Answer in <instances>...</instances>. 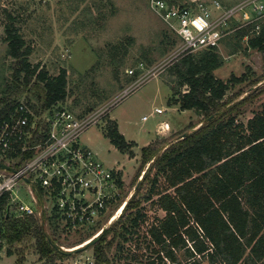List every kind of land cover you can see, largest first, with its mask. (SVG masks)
<instances>
[{"label":"trees","instance_id":"obj_1","mask_svg":"<svg viewBox=\"0 0 264 264\" xmlns=\"http://www.w3.org/2000/svg\"><path fill=\"white\" fill-rule=\"evenodd\" d=\"M7 18L3 41L13 63L11 80L0 94V123L24 95L35 97L37 103L29 98L25 101L38 110L63 104L68 95L67 71L62 68L51 76L40 64L32 65L31 48L16 25V17ZM253 29L254 24L241 28L239 34L247 37L250 49L264 55V23L258 34ZM223 62L217 48H209L188 54L168 68L177 77V88L168 103L181 111L202 113L204 118L161 154L156 146L143 149L138 174L141 181H136L120 218L103 229L92 246L80 250L92 248L93 264H113V258H121L124 245L130 241L135 240L136 249H142L139 238L142 244L149 240L145 247L154 258L148 264H155V260L172 264H202L204 260L208 264H264V233L259 236L264 226V103L246 122L239 120L249 98L229 106L223 99L231 86L246 77L217 78L214 72ZM104 134L121 153L132 154L135 144L125 140L116 123H108ZM118 186L122 188L121 180ZM147 203L164 215L155 218L142 235ZM43 224L32 217L6 220L7 253L16 254L22 262L30 246L50 264L69 257L71 254L59 249ZM49 228L55 234L61 231L56 221L50 220ZM249 249L253 256H248ZM130 259L136 260L137 254L131 253Z\"/></svg>","mask_w":264,"mask_h":264},{"label":"rangeland","instance_id":"obj_2","mask_svg":"<svg viewBox=\"0 0 264 264\" xmlns=\"http://www.w3.org/2000/svg\"><path fill=\"white\" fill-rule=\"evenodd\" d=\"M177 1L186 4L191 0ZM212 1L198 0L204 4ZM217 1L221 5L233 6L242 0ZM250 10L247 9L253 15ZM8 15L16 17V25L31 48L29 62L32 65L40 64L51 76L57 75L62 68L67 71L68 95L61 106L75 115L107 107V113L81 135L80 142L95 152L98 159L116 173L115 178L122 181V200L134 194V185L141 178L138 174L146 146L161 148V154L179 137L196 129L198 122L203 120L202 113L181 111L168 103L177 88V77L169 67L161 70L157 65L175 51L179 39L151 8L149 0H0V94L5 83L9 84L11 80L13 63L6 55L3 41ZM256 22L259 25L264 23V15ZM242 24L240 20L229 23L228 34L217 47L224 62L214 75L223 81L231 75H245V81L231 86L223 101L229 106L241 98H249L243 108L244 114L239 117L246 122L261 110L264 103V55L247 46V37L242 38L239 34V30L244 28L240 27ZM251 25L253 23L245 26ZM130 88L129 93L120 97L124 90ZM26 98L37 103L30 94L22 96L20 101ZM155 109L164 112L153 114ZM144 116L146 121L142 120ZM110 122L117 124L118 131L127 142L135 144L132 154L121 153L105 136L104 130ZM163 124L169 128L171 125L172 130L162 133ZM193 124L197 126L191 129ZM144 207L147 221L141 226L142 235L146 234L155 218L164 215L155 205L147 203ZM120 216L110 223L105 219L77 232L57 230L55 234L43 225L61 246L59 249L65 251L85 243ZM89 235L91 237L81 243ZM138 242L142 249H136L135 240L127 242L121 258H113V264H148L154 258L145 247L149 240L147 238L142 244L139 238ZM4 248L0 264H50L49 260L40 259L30 246L22 262L17 260L16 254L9 255L7 247ZM69 253V257L57 259L54 264H88L86 258L93 257L92 248ZM131 253L137 254L136 260L130 259ZM112 254L114 248L109 253L111 259ZM154 262L172 264L167 260ZM202 264L208 263L204 260Z\"/></svg>","mask_w":264,"mask_h":264},{"label":"built area","instance_id":"obj_3","mask_svg":"<svg viewBox=\"0 0 264 264\" xmlns=\"http://www.w3.org/2000/svg\"><path fill=\"white\" fill-rule=\"evenodd\" d=\"M176 1L149 0L151 8L179 39L175 51L157 65L161 70L188 54L217 48L232 20L243 21L240 27L253 23V32L258 34L260 25L256 21L264 15V0H242L233 6L217 0L210 4L191 0L184 5ZM131 90H124L120 97ZM107 111L106 107L81 116L60 103L38 110L18 101L2 120L0 165L5 167H0V255L7 247L5 221L10 218L32 217L48 228L50 220L56 221L61 231L77 232L105 219L110 223L121 215L131 196L120 198L116 173L80 142L81 135ZM163 112L155 109L153 114ZM164 131H169L167 124L161 126ZM86 261L93 264L94 258Z\"/></svg>","mask_w":264,"mask_h":264},{"label":"water","instance_id":"obj_4","mask_svg":"<svg viewBox=\"0 0 264 264\" xmlns=\"http://www.w3.org/2000/svg\"><path fill=\"white\" fill-rule=\"evenodd\" d=\"M185 137V134L184 135H182V137L181 138H184ZM0 167H5V166H3V165H0ZM140 181H141V178H140V180L138 181V183L137 184H139L140 183ZM6 218H8V214L6 215ZM99 239V235L98 236H96V237H94V238H92L91 240H89L86 244H84V246H81V247H79V248H75V249H73V250H70V251H68V252H78V251H80L82 248H87V247H90V246H92L97 240ZM54 247H57L56 245H54Z\"/></svg>","mask_w":264,"mask_h":264},{"label":"crops","instance_id":"obj_5","mask_svg":"<svg viewBox=\"0 0 264 264\" xmlns=\"http://www.w3.org/2000/svg\"><path fill=\"white\" fill-rule=\"evenodd\" d=\"M171 130H172V126L170 125L169 131H167V132H170ZM163 133H166V132L164 131ZM245 207H246V209L250 210L251 214L253 213V211H252L253 209L251 210L248 206H245ZM260 213H262V212H260ZM262 214H263V213H262ZM253 216H256V215L254 214ZM257 223H260V219H259V218H257ZM257 229H258V227H257ZM263 233H264V226L260 229V231H259V236H260L261 234H263ZM259 236H257V238H258ZM255 242H256V240H255ZM252 246H253V244L251 245V247H252ZM261 246H262V244L258 246V249H259ZM250 249H251V248H250ZM250 249L247 251V254H248V256H249V255L253 256L251 253H249V252H250ZM262 261H264V258H262Z\"/></svg>","mask_w":264,"mask_h":264},{"label":"bare ground","instance_id":"obj_6","mask_svg":"<svg viewBox=\"0 0 264 264\" xmlns=\"http://www.w3.org/2000/svg\"><path fill=\"white\" fill-rule=\"evenodd\" d=\"M123 211V210H122ZM88 242V241H87ZM87 242H85L84 244H86ZM84 244H82V245H80V246H77V247H75V248H79V247H81V246H84ZM71 249V248H70ZM73 250V249H72Z\"/></svg>","mask_w":264,"mask_h":264}]
</instances>
